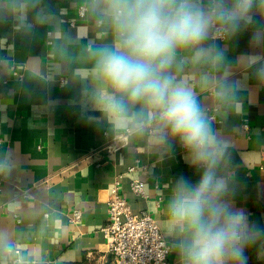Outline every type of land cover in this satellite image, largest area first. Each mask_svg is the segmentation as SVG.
I'll list each match as a JSON object with an SVG mask.
<instances>
[{
	"label": "crops",
	"instance_id": "1",
	"mask_svg": "<svg viewBox=\"0 0 264 264\" xmlns=\"http://www.w3.org/2000/svg\"><path fill=\"white\" fill-rule=\"evenodd\" d=\"M213 3L193 0L205 10ZM248 15L223 41L210 29L208 55L177 52L168 71L195 93L227 148L216 167L224 200L264 225V0H253ZM115 41L96 0H0V261L17 248L19 264H113L101 229L108 188L123 175L132 212L152 215L171 248L168 264H179L167 203L178 177L196 185L202 172L177 138L159 143V125L141 105L119 129L96 110L98 91L111 89L94 69ZM125 131L126 146L106 152ZM131 181L143 182L147 199L132 194ZM74 210L78 223L70 221ZM246 254L249 264H264V239Z\"/></svg>",
	"mask_w": 264,
	"mask_h": 264
},
{
	"label": "clouds",
	"instance_id": "2",
	"mask_svg": "<svg viewBox=\"0 0 264 264\" xmlns=\"http://www.w3.org/2000/svg\"><path fill=\"white\" fill-rule=\"evenodd\" d=\"M116 37L104 49L94 71L107 81L96 110L116 129L135 118L141 105L159 125V143L177 138L190 166L202 172L193 185L180 176L167 203V219L180 239L179 264H249L246 254L264 239V225L224 200L226 186L216 167L227 148L219 144L196 101L195 93L169 74L175 54L194 49L197 57L212 49L204 46L210 29L235 31L249 19L253 0H214L205 10L193 0H96ZM264 74V65L258 66Z\"/></svg>",
	"mask_w": 264,
	"mask_h": 264
},
{
	"label": "built area",
	"instance_id": "3",
	"mask_svg": "<svg viewBox=\"0 0 264 264\" xmlns=\"http://www.w3.org/2000/svg\"><path fill=\"white\" fill-rule=\"evenodd\" d=\"M87 7L77 8L79 17H84ZM228 31L221 26L212 28L210 37L215 40H225ZM213 119V117H211ZM128 131L114 135L105 146V151L114 153L127 144ZM4 140L0 137V147ZM134 171L130 167L127 172ZM123 175L114 178L106 193L107 220L101 233L108 252L113 257V264H168L170 245L163 236L157 221L146 211L133 213L127 199L121 194ZM130 191L135 197L147 199L144 185L141 181H131ZM28 196L24 194V197ZM81 219L79 210L72 211L70 221L78 223ZM20 251L12 248L7 251V258L0 264H19Z\"/></svg>",
	"mask_w": 264,
	"mask_h": 264
}]
</instances>
